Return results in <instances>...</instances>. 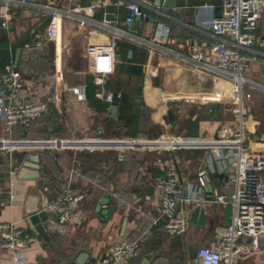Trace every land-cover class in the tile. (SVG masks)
I'll list each match as a JSON object with an SVG mask.
<instances>
[{
    "label": "crops",
    "instance_id": "1",
    "mask_svg": "<svg viewBox=\"0 0 264 264\" xmlns=\"http://www.w3.org/2000/svg\"><path fill=\"white\" fill-rule=\"evenodd\" d=\"M100 1L25 0L8 6L0 1V19L9 25L0 27V76L12 63L24 79L21 100L48 107L37 120L15 126L10 135L0 121V140H10L0 142V223L16 224L25 238L34 239L18 260L0 246V264H70L83 252L98 260L123 239L140 242L138 253L126 264H141L144 258L150 264H191L190 250L214 245L231 222L230 205L206 204L207 229L190 226L184 235L171 236L162 222L155 223L161 198L157 179L175 164L183 184H198V160L208 154L189 148L171 152L165 146L174 145L175 138L215 143L232 117V82L203 70L191 58L195 51L209 53L216 41L210 23L221 15L220 0H176L175 9L141 0L145 16L137 35L125 23L129 0H111L86 22L73 14L77 7ZM107 15H113V21ZM54 19L59 39L40 50L28 49ZM254 35L260 60L244 72L249 82L244 87V125L246 143L255 150L264 177V18ZM111 45L114 73L98 84L89 52ZM100 93L120 98L111 104ZM112 106H117L114 118ZM79 146L96 151L78 152ZM34 154L39 155L40 177L22 179V162ZM207 180V192L210 185L214 191L221 189L219 179L209 174ZM69 183L86 195L79 209L83 219L59 227L46 222L53 248L30 229L26 214L54 200ZM106 193L110 204L98 212ZM238 261L260 264V257Z\"/></svg>",
    "mask_w": 264,
    "mask_h": 264
},
{
    "label": "built area",
    "instance_id": "2",
    "mask_svg": "<svg viewBox=\"0 0 264 264\" xmlns=\"http://www.w3.org/2000/svg\"><path fill=\"white\" fill-rule=\"evenodd\" d=\"M0 1L7 6L25 2ZM110 1L101 0L84 8L77 7L73 14L83 16L82 21L86 22L98 7H106ZM125 7V23L129 26L134 24L138 17L145 16L141 0H129ZM220 8L221 15L210 23L216 41L209 46V53L195 51L191 58L203 70L232 82V117L227 119V124L215 143L204 138H175L174 145L165 147L171 152L180 148L207 150L208 154L204 160L208 173H223L228 176V180L221 189L207 192L208 174L200 175L198 184L185 185L177 166L172 164L166 176L157 179L155 184L161 196L159 216L155 223L162 222L163 231L168 235L182 236L190 227L188 208L206 204L230 205L233 213L229 226L224 229L214 245L200 247L191 264H236L244 255H259L260 264H264V177L256 163L255 150L246 143L243 106L244 87L249 84L244 72L251 64L260 60V55L254 50L257 44L254 31L264 18V0H220ZM0 27L8 29L9 25L0 19ZM59 37V22L54 19L45 32L37 35L35 41L26 47L30 50H40ZM89 59L98 84H103L105 78L114 73V45L92 47ZM23 86L21 71L12 63L6 65L5 72L0 76V121L7 135L12 133L15 126L29 124L48 111L46 104L22 101ZM98 95L111 104L120 98V95L115 97L113 94ZM246 97L250 98L251 94H246ZM0 142L10 143V140L5 137ZM77 151L93 153L96 149L93 146H79ZM85 199V193L76 191L69 183L54 200H45L44 210L49 216L47 222L59 227L67 225L73 219L82 220L79 209ZM0 241V246L15 254L18 260L20 251L30 247L34 239L25 238L24 230L16 224L0 223ZM139 248V240L123 239L112 245L104 258L95 260L93 264H126L138 253Z\"/></svg>",
    "mask_w": 264,
    "mask_h": 264
},
{
    "label": "water",
    "instance_id": "3",
    "mask_svg": "<svg viewBox=\"0 0 264 264\" xmlns=\"http://www.w3.org/2000/svg\"><path fill=\"white\" fill-rule=\"evenodd\" d=\"M34 3H37L39 0H31ZM53 2H56L57 0H51ZM155 7L160 8H166V9H175L177 7L176 0H165L162 4L161 0H155ZM106 19L109 21H113V15H107ZM142 21V17H138L134 24L129 26V32L132 33V35H137L138 29H139V23ZM116 22H113V26L116 25ZM117 114V106L111 107V117L114 118V116ZM170 116L172 114L170 113ZM39 155L34 154L31 156H28L21 165V168L19 170V176L22 179H30V180H37L39 179V170H40V164H39ZM201 168H200V175L208 174L207 171V163L204 159L198 160ZM27 171H32V173H28ZM23 176V177H22ZM211 177H215L221 181V185L225 183V181L228 180V176L225 174H219V173H211ZM210 191H213L212 185L209 186ZM110 204V194L106 193L104 198L99 202L98 205V212L101 211V208L103 206H108ZM48 214L44 210V204L39 206L34 211H30L26 214V221L30 227V229L37 234L40 237H43L44 240H46L50 246L55 248V241L52 238V235L49 232L48 227L46 226V222L48 221ZM188 222L190 226L199 228V229H207L208 228V216H207V210L205 206L197 205L195 206L188 216ZM198 250L195 248H192L190 250V257L192 259H195L197 257ZM95 262V259L90 258L89 254L87 253H81L79 254L70 264H93ZM141 264H150V261L148 258H144L141 262Z\"/></svg>",
    "mask_w": 264,
    "mask_h": 264
},
{
    "label": "rangeland",
    "instance_id": "4",
    "mask_svg": "<svg viewBox=\"0 0 264 264\" xmlns=\"http://www.w3.org/2000/svg\"><path fill=\"white\" fill-rule=\"evenodd\" d=\"M184 156H190V153H189V152H185V153H184ZM261 175H262V174H261ZM189 228H190V227H189ZM188 230H189V229H188ZM222 233H223V232H222ZM222 233H221V234H222ZM250 257H251V256L244 255V256L241 258V260H242V259H249ZM238 262H239V261H238ZM236 264H237V263H236Z\"/></svg>",
    "mask_w": 264,
    "mask_h": 264
},
{
    "label": "bare ground",
    "instance_id": "5",
    "mask_svg": "<svg viewBox=\"0 0 264 264\" xmlns=\"http://www.w3.org/2000/svg\"><path fill=\"white\" fill-rule=\"evenodd\" d=\"M13 147V146H12Z\"/></svg>",
    "mask_w": 264,
    "mask_h": 264
}]
</instances>
